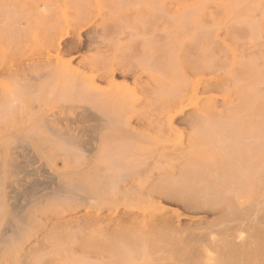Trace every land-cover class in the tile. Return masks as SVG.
Instances as JSON below:
<instances>
[{
	"label": "bare ground",
	"instance_id": "obj_1",
	"mask_svg": "<svg viewBox=\"0 0 264 264\" xmlns=\"http://www.w3.org/2000/svg\"><path fill=\"white\" fill-rule=\"evenodd\" d=\"M0 23V264H264V38L221 118L141 25Z\"/></svg>",
	"mask_w": 264,
	"mask_h": 264
},
{
	"label": "rangeland",
	"instance_id": "obj_2",
	"mask_svg": "<svg viewBox=\"0 0 264 264\" xmlns=\"http://www.w3.org/2000/svg\"><path fill=\"white\" fill-rule=\"evenodd\" d=\"M70 1L0 0V22L14 19L23 24L51 21L65 25L96 21L141 25L149 36L166 37L182 48L188 94L186 105H192L199 98H203L205 100L202 104L214 106L218 116L231 118V46L240 38H264V0H160V4L165 2L167 5L165 13L163 8L161 11L153 8L150 4L152 0H141V3L135 0L132 4L117 1V6L123 8L121 10L113 8L115 3L107 0ZM250 22L257 26L259 36L254 33L255 30L252 31L254 26ZM200 28L204 29L203 32ZM208 79H213V83H205ZM197 82L200 90L193 97ZM6 156L10 158V151H6ZM219 217L209 218L206 224L194 226L192 231L206 226L223 227L225 221H219Z\"/></svg>",
	"mask_w": 264,
	"mask_h": 264
}]
</instances>
